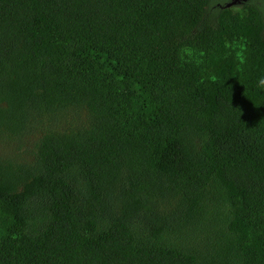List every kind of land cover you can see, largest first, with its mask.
<instances>
[{
  "label": "trees",
  "instance_id": "1",
  "mask_svg": "<svg viewBox=\"0 0 264 264\" xmlns=\"http://www.w3.org/2000/svg\"><path fill=\"white\" fill-rule=\"evenodd\" d=\"M230 1L0 0V264H264V0Z\"/></svg>",
  "mask_w": 264,
  "mask_h": 264
},
{
  "label": "clouds",
  "instance_id": "2",
  "mask_svg": "<svg viewBox=\"0 0 264 264\" xmlns=\"http://www.w3.org/2000/svg\"><path fill=\"white\" fill-rule=\"evenodd\" d=\"M224 48L226 50L225 56L231 55L234 57L238 70L241 69L247 63V47L246 42L241 38L236 41H225ZM204 56L203 52H197L194 48L184 46L178 49L177 51V60L180 66H183L186 63H194L199 65L202 63V57ZM209 79L212 83L217 81V77L215 75L209 76ZM201 83L204 81L201 80ZM257 87L260 89H264V77H261L257 81Z\"/></svg>",
  "mask_w": 264,
  "mask_h": 264
},
{
  "label": "water",
  "instance_id": "3",
  "mask_svg": "<svg viewBox=\"0 0 264 264\" xmlns=\"http://www.w3.org/2000/svg\"><path fill=\"white\" fill-rule=\"evenodd\" d=\"M252 0H231L229 3L226 4V8H230V7H233V6H238V5H242V4H245V3H248Z\"/></svg>",
  "mask_w": 264,
  "mask_h": 264
},
{
  "label": "rangeland",
  "instance_id": "4",
  "mask_svg": "<svg viewBox=\"0 0 264 264\" xmlns=\"http://www.w3.org/2000/svg\"><path fill=\"white\" fill-rule=\"evenodd\" d=\"M260 4H262L261 2H260ZM243 5V4H242ZM262 5H264V4H262ZM238 6H241V5H238Z\"/></svg>",
  "mask_w": 264,
  "mask_h": 264
}]
</instances>
